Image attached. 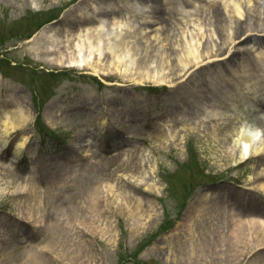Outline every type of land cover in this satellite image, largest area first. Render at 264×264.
<instances>
[{
	"label": "rangeland",
	"instance_id": "rangeland-1",
	"mask_svg": "<svg viewBox=\"0 0 264 264\" xmlns=\"http://www.w3.org/2000/svg\"><path fill=\"white\" fill-rule=\"evenodd\" d=\"M147 1L162 21L146 11L147 16L132 17L133 27L122 28L142 48L151 41L158 49L157 34L165 44L171 26L190 30V37L207 32L202 43L194 40L201 50L221 43L204 8V18L197 13V3L142 2ZM255 1L242 2L247 8ZM105 2L113 6L117 0H0V116L23 100L38 119L7 135L0 126V264H261L257 255L264 248L236 263L229 254L222 259L203 253L209 229L222 223L216 209L224 193L264 200V189L256 188L262 180L255 177L261 157L229 156L219 140L197 127L163 143L159 127L169 126L186 107L174 72L163 71L174 84L139 83L133 75H96L43 58L49 34L60 38L69 26L93 23L81 17ZM120 3L131 9L137 2ZM177 8L189 11L185 23L180 14L169 13ZM116 15L121 11L113 8L98 15V22L106 18L104 40L113 35ZM166 16L172 21H163ZM144 17L152 20L145 31L139 27ZM253 29L231 43L227 54L214 52L188 85H198L208 99L219 89L217 97L226 99L217 107L220 123L243 120L264 130V26ZM154 49L149 58L144 49L132 50L129 58L137 67L147 59L156 68L169 66L170 56ZM261 133L255 142L264 145ZM32 186L44 191L41 202L34 201ZM97 191L108 201L102 216L91 206ZM234 203L251 217L248 203Z\"/></svg>",
	"mask_w": 264,
	"mask_h": 264
},
{
	"label": "bare ground",
	"instance_id": "bare-ground-1",
	"mask_svg": "<svg viewBox=\"0 0 264 264\" xmlns=\"http://www.w3.org/2000/svg\"><path fill=\"white\" fill-rule=\"evenodd\" d=\"M128 2L129 0H117L112 6L111 4L102 6L93 15H84L81 17L82 21L92 22L91 24L86 23L85 25H78L77 28H68L63 37L58 38L57 35L49 34L48 43L49 45L42 48L41 53L44 55L46 61L54 63L61 67H76L79 69H90L96 75H110L111 73L119 74L123 77L129 75L130 78L138 79L139 83L154 82L158 84H174V77L170 79L164 74V69H169L177 75L179 82L175 86L179 88L180 96L183 101V105L186 106L183 111L175 113L170 118L171 123L169 126L162 128L163 124L159 127L157 132L163 143H170L175 140L176 134L180 133L183 129L196 128L207 130L208 134L219 140L220 146L223 147L225 154L231 156L237 152L239 154V160H245L248 157L256 154L261 157L259 161L260 168L255 177L256 179L262 180L259 186L256 188L263 191L264 189V145L263 143H256L257 136L262 135V131L257 126H253L247 121L240 120L239 124H233L230 122L220 123L218 120L219 112L217 107L224 103L225 98L217 97L220 92L219 89L214 91L212 99H208L199 93L201 88L198 85L190 86V82L194 81L196 72L204 68L208 63V58L212 59L214 52L216 54H227L228 51H232L231 43H235V40L241 38L242 35L254 31V27L264 26V0H257L251 6L245 8L247 4H244L243 0H175L181 1L182 6H186L189 1L197 3V13L201 14V8L208 13L207 19L214 24L215 35L221 40V43L217 45V48L210 47L206 51L200 49L197 42L204 38L207 32H201L202 36L196 38L190 37V30H184L183 32L178 31L175 27L167 28L165 41L169 45V49L163 48L164 43L162 41L161 34L155 35V40H158V49L152 47L151 41L148 42L145 48H142L138 44V40H130L128 34L122 32L123 27L131 26L135 24L131 23L132 17L135 14L147 16L146 11H150L153 18L157 17L158 20L162 21L161 17L155 15V8H150L152 3L144 4L143 0H133L137 3H133L130 6L121 4L120 2ZM169 0L165 2H170ZM186 2V3H185ZM139 3H143L139 5ZM252 3V1L250 2ZM201 4V5H200ZM249 4V3H248ZM109 5V6H108ZM37 8L38 6H34ZM121 11V15H116L112 19L113 23V35L111 38L106 40L103 39V29L106 20L103 19L98 22V15L104 14L111 10ZM124 8V9H123ZM106 9V12H103ZM178 9V8H177ZM174 9L170 10L169 13L172 15H178L182 17L181 22L185 23L188 20V10L185 9ZM146 14H145V13ZM133 13V14H132ZM137 14V15H138ZM153 14V15H152ZM171 16V15H169ZM244 17V18H243ZM170 17H164L163 21H172ZM184 18V19H183ZM140 23V29L145 31L147 28L146 24H149L152 20L150 18H142ZM201 18H199L200 20ZM246 21L245 23L243 21ZM263 20V21H261ZM170 22L169 24H171ZM116 26V27H115ZM199 28H202V24L198 22ZM233 29V30H232ZM97 31V32H95ZM262 31V30H261ZM184 32L188 33V35ZM45 34V33H44ZM192 35V34H191ZM198 35V34H197ZM202 43V41H200ZM160 44V45H159ZM159 48H163L159 49ZM146 51L145 58L152 56L153 52L149 49L156 51L157 54L166 53L169 59L167 60V67L154 66L153 60H148L142 64L139 63V67L135 66V59H130V55H135L139 50ZM231 49V50H230ZM132 50L134 52H132ZM169 50V51H168ZM215 50V51H214ZM151 53V56L149 54ZM230 53V52H229ZM264 53V52H263ZM208 54V55H207ZM207 57V58H206ZM129 61H131L129 63ZM179 70V71H178ZM180 71H183L180 74ZM180 76V77H179ZM211 92H213L211 90ZM264 101V100H263ZM261 100V103L263 102ZM264 111V109H263ZM101 118L103 114L99 111L95 114ZM120 115V114H119ZM35 120V114L31 112L25 105L23 100H17L14 107L5 108L2 115L0 116V126L2 131L7 135L11 132H15L17 129H23L25 126L30 125ZM179 123V125L175 124ZM174 125V126H173ZM191 125V126H190ZM163 130V131H162ZM264 134V133H263ZM22 146L25 143L21 144ZM263 152V153H261ZM14 178V177H13ZM14 180V179H13ZM255 187V186H254ZM40 189V190H39ZM32 197L35 202L42 201V195L40 192L42 188L32 186ZM100 191V190H99ZM39 193V194H38ZM232 195L227 197V194H223L222 204H219V208L216 209L222 223L220 226H216L209 229V233L206 235V240L203 245V253L207 257L209 252L212 254H218L220 258L224 259L228 254L232 256L233 262L245 259L249 254L254 253L257 248H264V219H257L258 216L264 218V200L255 199L248 200L247 193L241 191H232ZM227 195V196H226ZM91 206L93 211H96L99 216H102L105 212V205H107L106 194H100L98 191L91 197ZM241 205L245 202L251 207V217H244L241 210L234 208L230 203ZM234 203V204H235ZM76 208H74L75 211ZM76 212V211H75ZM78 214H74L75 220ZM80 217V216H79ZM53 228L54 223L52 222ZM52 228V229H53ZM252 231H254L252 233ZM264 249H261L258 257L261 258V264H264ZM254 255V254H253ZM257 262V258L255 259ZM253 261V260H252ZM251 264V263H250Z\"/></svg>",
	"mask_w": 264,
	"mask_h": 264
}]
</instances>
